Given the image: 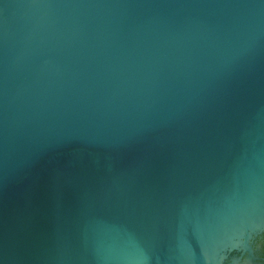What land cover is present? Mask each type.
I'll use <instances>...</instances> for the list:
<instances>
[{"label":"water","instance_id":"1","mask_svg":"<svg viewBox=\"0 0 264 264\" xmlns=\"http://www.w3.org/2000/svg\"><path fill=\"white\" fill-rule=\"evenodd\" d=\"M263 230L264 0H0V264H253Z\"/></svg>","mask_w":264,"mask_h":264},{"label":"flooded vegetation","instance_id":"2","mask_svg":"<svg viewBox=\"0 0 264 264\" xmlns=\"http://www.w3.org/2000/svg\"><path fill=\"white\" fill-rule=\"evenodd\" d=\"M251 250L246 249L243 257L250 258L253 264H264V230L254 234L250 241ZM241 253H238L240 255Z\"/></svg>","mask_w":264,"mask_h":264}]
</instances>
